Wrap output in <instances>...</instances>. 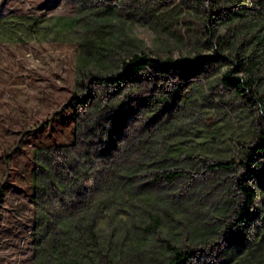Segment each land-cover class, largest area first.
<instances>
[{
  "label": "rangeland",
  "instance_id": "obj_1",
  "mask_svg": "<svg viewBox=\"0 0 264 264\" xmlns=\"http://www.w3.org/2000/svg\"><path fill=\"white\" fill-rule=\"evenodd\" d=\"M134 52L154 61L124 73ZM228 69L264 88V0H0V264H33L45 167L62 178L86 145L67 173L92 203L114 188L96 218L114 264H165L172 243L190 264H264V104ZM149 147L186 169L134 172ZM241 176L256 195L232 224Z\"/></svg>",
  "mask_w": 264,
  "mask_h": 264
},
{
  "label": "trees",
  "instance_id": "obj_2",
  "mask_svg": "<svg viewBox=\"0 0 264 264\" xmlns=\"http://www.w3.org/2000/svg\"><path fill=\"white\" fill-rule=\"evenodd\" d=\"M243 12V10L235 11V13L241 15ZM209 33L210 34L206 37L207 41L212 38V33ZM252 51H254L253 45ZM122 61L123 69L125 70L124 73H130L140 69L150 61H154V59L144 52L141 54L134 52L132 57L122 59ZM239 62H241L240 65L242 66L243 60H241L240 57ZM172 65L174 66L175 63H170L168 61L158 64L161 69ZM229 73L230 70L228 69L222 75V81L225 84L229 85L235 91L246 95V99L253 96V91H258L260 95L258 97L255 95L253 98L255 101L261 103V105L264 104V88H254L255 84L253 78L246 80L242 77L232 76ZM259 82H261V80H259ZM260 132L263 133L264 131L261 130ZM263 141L264 136L261 137L260 144H262ZM143 142L144 139L138 137L134 144L128 145L131 148V152L134 153L135 150L137 151L136 148L138 144H143ZM150 148L151 147H149V149ZM86 150H88L87 145L86 147H79L67 163H62V168L66 172L65 176L62 178H57L52 168L45 167L47 170L45 184L40 187V198L36 200L37 209L33 243V264H114L109 250L111 248V237L108 239L102 238L96 223L98 210L106 202L116 198V195L113 193L114 188L110 187L104 190L103 193L97 197L96 202L92 203V199L89 200V197L80 193L83 187L82 184H77L67 173L68 168L76 171L78 166H80L77 160H79L81 152L84 153ZM141 151L142 153L136 155L139 159L138 162L141 163L142 166L140 169L132 168L134 172L146 173L151 164H155L154 167L156 170H153V172L157 174L156 177L162 175L168 176V179H172L179 171L186 169L185 167L183 169H167L165 165L171 162H166L167 156H164L162 153L163 150L159 151L158 154L151 151V149L149 151ZM119 153L120 157L123 156L122 152ZM230 161L231 160L228 159L217 160L211 164H215L217 168H222L227 167ZM160 169L162 171H160ZM108 178H110L108 173L97 175L93 179L92 188L97 189L98 187H107L108 185L106 184L111 185L110 182L112 181L110 179L109 181ZM235 184L238 189H240L242 197L236 201L239 211H237L233 220L230 221L232 224L250 218L251 211L249 206L256 195L254 186L245 182L244 176L237 178ZM46 196L49 197L47 198ZM178 201H181V199ZM228 209L232 212L235 210V207L233 209L223 207L222 210L225 212V210L227 211ZM147 211L152 212L150 208H148ZM141 215L143 214L141 213ZM153 220L156 223L159 219L153 215ZM216 228H218V225H216ZM191 252L190 250L186 251L178 244H168L166 250L167 261L165 264H190Z\"/></svg>",
  "mask_w": 264,
  "mask_h": 264
}]
</instances>
